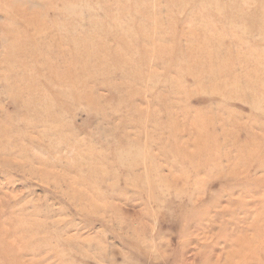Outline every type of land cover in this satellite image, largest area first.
<instances>
[{
  "label": "rangeland",
  "instance_id": "obj_1",
  "mask_svg": "<svg viewBox=\"0 0 264 264\" xmlns=\"http://www.w3.org/2000/svg\"><path fill=\"white\" fill-rule=\"evenodd\" d=\"M0 264H264V0H0Z\"/></svg>",
  "mask_w": 264,
  "mask_h": 264
}]
</instances>
